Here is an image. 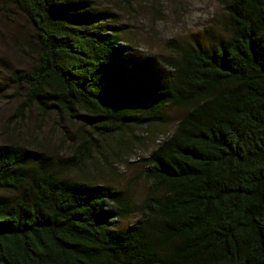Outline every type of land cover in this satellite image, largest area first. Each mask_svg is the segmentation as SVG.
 Listing matches in <instances>:
<instances>
[{
	"label": "trees",
	"instance_id": "trees-1",
	"mask_svg": "<svg viewBox=\"0 0 264 264\" xmlns=\"http://www.w3.org/2000/svg\"><path fill=\"white\" fill-rule=\"evenodd\" d=\"M215 1L223 39L178 48L167 73L145 62L132 74L92 0H0L25 12L36 41L35 62L9 74L20 112L78 125L64 158L0 145V264H264V0ZM167 106L186 113L140 159L149 186L123 230L118 191L61 172L105 161L101 140L161 121Z\"/></svg>",
	"mask_w": 264,
	"mask_h": 264
},
{
	"label": "rangeland",
	"instance_id": "rangeland-1",
	"mask_svg": "<svg viewBox=\"0 0 264 264\" xmlns=\"http://www.w3.org/2000/svg\"><path fill=\"white\" fill-rule=\"evenodd\" d=\"M92 7L106 11L111 26L128 47L131 73L149 62L152 70L168 72L166 63L176 57L178 48L194 43L207 46L225 37V12L215 0H132L130 6L118 0H92ZM36 41L25 12L13 5H0V145L18 144L44 155L64 158L78 144V125L55 116L40 119L33 110L20 112L24 88L9 81L15 69L29 68L35 62ZM185 108L167 106L162 120L143 128L129 127L124 136L100 141L102 162L93 156L84 169L62 171L71 181L106 184L128 202L130 213L120 221L125 230L141 215L142 201L149 181L143 175L141 158L170 134ZM124 142L127 149H121ZM117 150L118 156L110 154Z\"/></svg>",
	"mask_w": 264,
	"mask_h": 264
}]
</instances>
